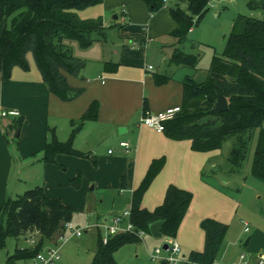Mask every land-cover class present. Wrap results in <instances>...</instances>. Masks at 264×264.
<instances>
[{"label":"crops","instance_id":"0c3cea01","mask_svg":"<svg viewBox=\"0 0 264 264\" xmlns=\"http://www.w3.org/2000/svg\"><path fill=\"white\" fill-rule=\"evenodd\" d=\"M77 13L83 19L102 17L107 28L118 27L121 43L126 42V46L132 43V49L123 47L115 58L99 47L92 49L100 41L88 46L89 56L87 53L81 56L82 59L85 57L86 64L80 75L64 71L69 85L82 90L69 99H62L49 89L33 54L27 55L28 68L15 66L9 79H4L0 72V207L8 198L21 194L20 183L14 187L9 185L14 165L26 168L38 164L42 167L43 182L37 186H43L49 197L59 198L75 209H84L89 204L82 192L88 188L97 193L91 195L93 198L99 196L96 199L99 206L110 204V213L97 212L95 221L104 219L130 207L133 192L145 183L153 165L159 164L158 173L143 194V208L154 211L161 206L169 186L175 185L193 194L186 215L194 212L196 223L205 218L219 220L216 211L228 200L234 201L229 196L235 197L225 192L226 181L221 184L217 179V159L222 155L221 149L197 150L191 139H174L166 131L159 132L140 122L145 109L157 113L183 103V78L157 72L149 62L147 52L137 45H147L156 37L169 36L176 26L169 9L165 7L150 15L142 0H103L79 9ZM9 26L10 19L0 20V38ZM164 75L169 79L164 80ZM94 101L99 103L97 118L86 121L74 138L75 148L87 156L58 153L56 162H45L46 143L53 137L67 141L73 123ZM3 111L10 113L2 116ZM20 120L21 126L18 125ZM13 134L22 137L27 144L22 145L19 141L12 146ZM122 141L131 145L130 153L121 147ZM110 149L113 152H109ZM79 173L81 184L72 191L71 181ZM69 192L80 193L83 202L72 200ZM219 221L223 222L222 219ZM95 230L99 238L101 233ZM88 231L85 228L84 232ZM259 235L264 236V228L255 227L249 240ZM59 236L46 241L55 244ZM151 236L156 237L152 233ZM169 237L174 236H166L165 243ZM180 244L181 254L187 258L191 251L204 250L206 233L205 236L196 234L194 239L182 238ZM246 249L244 252L252 255L263 252L264 237L261 241H250ZM242 252L229 253L221 249L217 256L219 260H215L230 264L237 261Z\"/></svg>","mask_w":264,"mask_h":264},{"label":"trees","instance_id":"16d2710c","mask_svg":"<svg viewBox=\"0 0 264 264\" xmlns=\"http://www.w3.org/2000/svg\"><path fill=\"white\" fill-rule=\"evenodd\" d=\"M103 0H0V20L10 19L0 38V72L9 79L15 66L28 68V53H32L49 89L62 99L78 95L67 81L64 71L80 75L86 61L73 54L70 42L75 40L82 47L105 39L102 17L83 19L77 10L102 3ZM150 15L167 7L175 28L169 33L174 39V48L169 63L176 66L198 67L200 56L184 51L182 46L188 34L210 10L211 0H142ZM183 4L184 6H182ZM249 9L257 15L239 14L232 26L225 46L224 56H214L205 78L197 80L187 74L182 82L184 98L181 110L166 123L165 131L174 139H191L197 150L221 149L230 142L228 159L233 166L245 160L254 137L256 148L252 160V173L264 181V0H249ZM164 80L169 76L164 75ZM228 99L229 108L211 113L218 93ZM99 103L94 101L83 116L73 123L70 138L60 141L56 137L46 143L43 160L56 162L58 153L87 156L74 146V138L88 120L97 118ZM146 111V109L144 110ZM22 120L18 125L21 126ZM154 164L142 187L133 192L131 200L132 221L137 230L150 231V224L164 220L161 232L175 236L193 199V194L175 185H170L164 203L154 211L141 206L145 189L158 170ZM79 173L71 183L80 185ZM75 208L59 198L49 197L43 186H36L8 198L0 215V248L6 238L40 235L37 245L26 249L17 248L7 264H17L21 259H32L50 240L65 231L71 222ZM202 226L206 233L203 251H191L187 260L212 264L219 255L228 225L214 218H205ZM135 233H121L108 243L98 238L92 264H118L115 253L127 243L140 242Z\"/></svg>","mask_w":264,"mask_h":264},{"label":"rangeland","instance_id":"374dc122","mask_svg":"<svg viewBox=\"0 0 264 264\" xmlns=\"http://www.w3.org/2000/svg\"><path fill=\"white\" fill-rule=\"evenodd\" d=\"M170 3L174 4L175 2L172 0ZM215 4L216 6H211L201 22L194 26L193 30L188 34L187 41L182 46L184 51L200 56L196 69L187 66H176L169 63L174 48V39L171 36L167 38L156 37L147 45H140L137 43V45H139L138 47H141L147 52L149 62L153 63L157 72L174 74L177 78H184L189 74L194 75L199 81L203 80L212 64L214 56H224L227 39L232 30L235 18L239 14L257 15V13H252L249 9V0H215ZM181 5L184 6L183 4ZM111 18L112 16H110V19ZM118 29V27L106 28L105 39L101 40L99 42L100 44H95L92 49L99 47V49H103L101 51H109L115 58H118V52L123 47L132 49V43L127 46L126 42L124 45L121 43L122 41L117 35ZM70 45L76 57L81 58V56H84L86 53L89 56V48L82 47L79 42L73 40L70 42ZM257 135L256 133L250 150L240 166H233L228 159L231 148L229 141L224 143L223 148H221L222 155L220 154L221 156L217 159V179L220 180L221 184L226 181L227 187L225 188V192L228 196L230 193L235 195V197L229 196V199L234 200L233 202L228 200L225 205H222V207L216 211L219 220L222 219V221L228 225L222 250L226 249L229 253L234 251L240 252L242 250L246 251L248 250L246 248L250 241L254 243L258 239L261 241L264 237L259 235L249 240L255 227L264 228V181L255 177L252 173V160L256 148ZM21 138L22 137L13 134L10 144L15 146L20 141L22 145H26L27 141ZM19 169H22L21 173L18 172ZM42 175V167L38 164L26 168H21V165L18 166L15 164L12 169L9 185L14 187L16 183H20V193L22 194L26 190L34 188L37 184H42ZM73 186L74 184H72V187ZM76 188L77 187L74 186V190L72 191H75ZM69 193L71 194L72 200L83 202V197L80 193ZM82 193L89 207L84 209L76 207L71 222L75 228L82 227L85 230L87 225L95 221L97 212L110 213V204H105L103 207L99 206V202H96L99 196L96 197V199L93 198L91 195H96L97 193L88 188L86 192L83 190ZM16 196L17 195H13V198H16ZM246 222L249 223L248 227L245 226ZM0 223H4V218L1 215ZM199 233L205 236L202 221L196 223L195 213L192 212L184 216L174 237L180 244L182 238L183 240L189 238L194 239L195 235ZM64 234L69 236L71 232L66 229ZM35 236L40 240L39 234L36 233ZM55 239L56 238H52L50 240ZM166 239L164 235L153 238L151 233L145 232L140 242L123 245L115 253L116 260L118 264H159L157 261L152 260L151 254L157 248L163 247ZM97 241V232L94 227L89 228L88 232H83L82 236H71L67 242L62 244L60 250L61 258L56 264H92ZM60 243L61 241L59 240L58 244ZM30 245L26 237L22 236L16 238L8 236L5 246L0 248V264H7L9 256L13 255L17 248L26 249ZM53 245V242L45 240V247ZM181 257L183 260L187 259L185 258L186 256L183 257L182 254ZM217 259L219 260V258ZM17 264H31V262L29 259H21L18 260Z\"/></svg>","mask_w":264,"mask_h":264},{"label":"built area","instance_id":"2783aa9c","mask_svg":"<svg viewBox=\"0 0 264 264\" xmlns=\"http://www.w3.org/2000/svg\"><path fill=\"white\" fill-rule=\"evenodd\" d=\"M209 5L215 7V0H211ZM149 67L153 68L152 65H150ZM180 110V106H174L157 113L145 111L140 118V122L143 125L151 127L159 132H163L166 129V123L173 119ZM9 113L10 112L8 111H3L2 116H7ZM120 145L124 148L126 153L131 152V145L127 141L120 142ZM109 152H113V149H110ZM131 216V208L128 207L120 213L110 215L104 219L96 220L90 225H87L86 229L94 227L95 229L100 231L101 239L105 244L108 243L113 236L126 232L135 233L142 239L145 231L136 229ZM66 229L70 230L71 235L67 236L64 233L60 234L58 241L60 240L61 243L58 244V242H56L53 246L43 247L36 254V256L32 258L31 264H56L57 261L61 258L60 250L62 244L67 242L71 236H81L85 231L82 227L75 228L72 222L66 223L65 230ZM27 240L31 244L30 246L37 245L39 241L35 235H30ZM166 243L168 244L167 249H165L164 247H159L151 254L153 261H157L159 264H200L191 262L187 259H182V248L179 242L174 237H169ZM212 264L225 263L214 260ZM230 264H264V252H259L252 255L243 251L242 253H240L238 260Z\"/></svg>","mask_w":264,"mask_h":264},{"label":"water","instance_id":"95a60500","mask_svg":"<svg viewBox=\"0 0 264 264\" xmlns=\"http://www.w3.org/2000/svg\"><path fill=\"white\" fill-rule=\"evenodd\" d=\"M229 108L228 99L222 93H218L216 105L210 110L211 113H219L225 111ZM122 131V129H120ZM164 224V220H158L150 224V231L156 237H161L163 234L161 232V227ZM165 249L168 248V244L163 245Z\"/></svg>","mask_w":264,"mask_h":264}]
</instances>
